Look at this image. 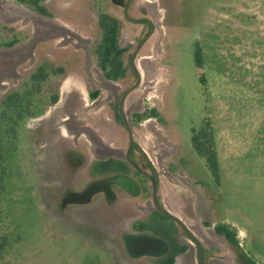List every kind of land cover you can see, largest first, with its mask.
<instances>
[{"label": "rangeland", "instance_id": "374dc122", "mask_svg": "<svg viewBox=\"0 0 264 264\" xmlns=\"http://www.w3.org/2000/svg\"><path fill=\"white\" fill-rule=\"evenodd\" d=\"M19 5L0 0V49L17 48L0 56V115L12 92H28L30 111L40 113L16 118L13 127L0 117V264H156L127 250L129 236L142 234L135 223L150 217L149 182L130 200L122 221L110 223L122 207L97 196L82 206L88 220L102 226L74 223L67 221L70 214L58 212L60 180L45 161L72 143L90 153L87 133L72 130L73 112L77 125L94 126L101 119L105 143L124 149L127 132L112 108L92 104L81 91L95 89L93 79H101L95 50L102 10L120 20L118 44L127 49L128 74L117 81L118 90L135 81L129 57L149 25L124 18L112 0H46L56 24L44 26L33 17H14ZM128 13L153 25L134 57L140 82L125 107L143 116L131 127L140 146L163 156L155 162L161 201L195 232L204 264H264V0H132ZM69 29L82 36L86 51ZM197 48L200 67L194 62ZM86 67L93 79L85 77ZM38 73L43 77L33 81ZM77 102L79 107L67 109ZM206 121L216 143L217 182L191 146L192 132ZM52 143L60 146L54 150ZM168 222L186 244L181 261L199 264L194 243ZM219 223L235 231L236 246L215 232Z\"/></svg>", "mask_w": 264, "mask_h": 264}, {"label": "flooded vegetation", "instance_id": "af4514ba", "mask_svg": "<svg viewBox=\"0 0 264 264\" xmlns=\"http://www.w3.org/2000/svg\"><path fill=\"white\" fill-rule=\"evenodd\" d=\"M26 1L27 0H17V2L20 4V7L15 8L14 11H18L19 14L13 15L14 17H19L22 15V10L19 8H25L35 14L36 17L33 18L36 21L41 18L52 21V19L50 20V17H52V13L44 7V2L46 0H29L32 3L34 1V5L29 4ZM112 3L121 9L123 17L128 19L129 21L139 24L146 23L147 25H149V30L139 40L137 46L135 47L134 51L131 52L129 57V68L135 75V81L123 89H117L120 86L117 81H123L128 74V70L123 63V54L127 51V49L123 47L125 51L121 55L120 61L124 68V74L116 79H107L105 77V72L99 68L101 72V79L98 80L93 79L92 75H90V72L92 71L90 67L89 70H87V67L83 68L85 71V77L88 79L90 75L91 79L94 80L95 89L81 92L84 94V96L87 97V99H91L90 101L92 102V104L99 105V107L107 104L112 108L115 114L114 117L127 132L126 146L123 150H118L109 147L105 143V139L102 138V129L100 125L102 124L101 119L99 123H95L94 126L86 124L77 125L75 121L78 118L74 117L76 113H71L72 121H70V123L73 125L72 130L74 131V133L78 130L85 131L87 133L86 136L89 143L88 151L91 153V155L90 153H86L82 149L78 148L75 143H72L71 145L61 147L60 152H57L56 154L51 152L45 156L47 158H45V161H47L46 167L50 168V170H52L58 177V180H60L57 181L58 194L55 196L56 198H54V202L59 213L65 214V212H67V214H70L67 218V221L74 223L81 222L85 225L101 227V222H90L86 217L85 208L82 206L86 201H91V199L99 196L100 200L104 199L121 206L122 211H120L119 216L116 217L114 221L110 220L111 222H106H110L113 224L117 221H122L120 216H122L126 210L131 209L130 205L132 204V202H130V200L137 199L138 196L142 195L145 192L144 189L146 190V188L144 187L145 183L149 182L151 185L149 193L151 202L150 217L147 219V221H139L138 223H135V226L138 227L137 230L142 234L130 235L127 239V250L129 251L130 255H133L135 257L142 255L150 258H155L156 264H184L179 256L186 251V244L180 242L177 239L175 233H171V224L168 222V220H170L174 222L194 243V245L196 246L198 263L204 264L203 247L199 241V238L194 235L195 232L188 228L181 217L166 208L158 195L159 174L155 168V162H160L162 160V158L160 159V157H163L162 154L160 153L155 155L153 153L151 156L149 152H147L144 148H142V146H140L138 140L136 139L137 136L134 138V135L132 134V125H134V123L139 124L138 120L143 116L136 114L133 110L126 112L125 103L128 99V95L137 87L138 83L140 82L141 69L140 67H138V70L136 69L134 57L137 51L141 49V47L147 41L151 33L150 30L152 31L153 29V25L150 19H148L146 16H134L128 13V9L130 5H132V0H112ZM22 4L28 6L29 8H27L26 6H22ZM40 8L43 9L42 12L40 11ZM10 14L12 15L14 13ZM102 14H104L106 17L114 19L117 22L119 33V29L121 26L120 20L117 17L105 13L103 10ZM38 29L40 28L36 27L34 31L36 32ZM42 31L43 30L41 29L39 31L41 36L44 35L42 34ZM66 31L72 34L73 38L78 41L83 51H86V45L83 42L82 36L71 29ZM196 57L199 59L201 66L202 56L198 48L194 53V62L196 61ZM85 64H87L86 66L90 65V60H88L87 57H85ZM60 74V72H57V75ZM36 77L37 79H41L43 75L38 73ZM136 83L137 85L132 88ZM128 89L130 90L127 91ZM101 91L104 93V96L101 95ZM70 93L75 94L74 91H70ZM70 93L69 97H72L73 95H71ZM75 106L79 107L78 102L76 105H73L71 103L70 106H67V109ZM35 113L39 114L40 112L38 111ZM77 122L80 123V121ZM58 145L59 144L56 145L55 143H52V148H54L55 150ZM167 151L168 149H164L162 153H164L165 155L166 153H168ZM89 166L90 169L87 173L85 169ZM84 173L87 175V178H85L86 176L83 177ZM154 183L156 184V198L159 205L171 214L180 218L190 234L200 244V249L198 248L197 244L189 237V235L183 230L178 222L170 217L164 216L160 213V211H158L152 195V186ZM134 203L137 204V202ZM92 207H96V204L94 203ZM69 211H71V213H69ZM107 220L109 219H106L104 221ZM100 229L102 230V228Z\"/></svg>", "mask_w": 264, "mask_h": 264}, {"label": "trees", "instance_id": "16d2710c", "mask_svg": "<svg viewBox=\"0 0 264 264\" xmlns=\"http://www.w3.org/2000/svg\"><path fill=\"white\" fill-rule=\"evenodd\" d=\"M34 1L33 3L29 0L26 2L34 5ZM40 11L42 12L43 9L40 8ZM98 23L102 32L100 41L95 50L98 67L105 72V77L107 79L119 78L124 74V68L121 64L120 57L125 49L118 44L117 22L100 12L98 15ZM195 62L199 67L200 62L197 57ZM35 79H37V77L34 75L32 80L34 81ZM32 101V96L28 92L23 94L12 92L8 94L2 101L4 111H2L0 115L1 119L7 120V125L13 127L16 118L36 114L29 109ZM11 129L13 130V128ZM191 146L194 152L204 160L207 169L210 171L213 179L217 182V151L210 121H206L197 131L192 132ZM215 231L218 234L223 235L229 244L237 245L235 231L228 224H217L215 226ZM247 264L255 263L250 259H247Z\"/></svg>", "mask_w": 264, "mask_h": 264}, {"label": "water", "instance_id": "95a60500", "mask_svg": "<svg viewBox=\"0 0 264 264\" xmlns=\"http://www.w3.org/2000/svg\"><path fill=\"white\" fill-rule=\"evenodd\" d=\"M136 85H137V83L132 88H134ZM132 88H130V89H132ZM130 89H128L127 91H129ZM152 195H153V200L156 204V208L158 209V211H160V213L163 214L164 216L170 217V218L174 219L176 222H178L181 225V227L183 228V230L189 235V237L197 244L198 248L200 249V244L190 234V232L188 231V229L186 228L184 223L180 220V218L171 214L170 212H168L166 209H164L162 206L159 205L157 198H156V184L155 183L152 186Z\"/></svg>", "mask_w": 264, "mask_h": 264}, {"label": "bare ground", "instance_id": "6f19581e", "mask_svg": "<svg viewBox=\"0 0 264 264\" xmlns=\"http://www.w3.org/2000/svg\"><path fill=\"white\" fill-rule=\"evenodd\" d=\"M19 9L22 10L21 14H22L23 16L36 17L35 14H33L32 12L28 11V10L25 9V8H19ZM53 24H56V23H54V22H52V21H48V20L45 19V18H41V19H39V20L37 21V25H40V26H44V25H53ZM61 28L66 29V28H64V27H61ZM39 31H40V29H38V30L36 31V33H37V34H40ZM37 34H36V35H37ZM69 36H70L71 38L73 37L72 34H70ZM16 49H17V48H9V49H6V50H4V49H0V56H10V55H13V54H15V53L17 52Z\"/></svg>", "mask_w": 264, "mask_h": 264}, {"label": "crops", "instance_id": "0c3cea01", "mask_svg": "<svg viewBox=\"0 0 264 264\" xmlns=\"http://www.w3.org/2000/svg\"><path fill=\"white\" fill-rule=\"evenodd\" d=\"M215 145H216V143H215Z\"/></svg>", "mask_w": 264, "mask_h": 264}]
</instances>
